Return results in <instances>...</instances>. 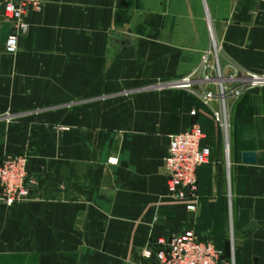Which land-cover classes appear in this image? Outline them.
<instances>
[{
    "label": "crops",
    "instance_id": "crops-1",
    "mask_svg": "<svg viewBox=\"0 0 264 264\" xmlns=\"http://www.w3.org/2000/svg\"><path fill=\"white\" fill-rule=\"evenodd\" d=\"M24 20L14 54L0 42V157L27 154L34 185L0 205V264H156L142 250L186 229L264 264V85L231 106L227 132L177 87L213 40L264 78V0H42ZM194 124L211 155L189 213L164 158Z\"/></svg>",
    "mask_w": 264,
    "mask_h": 264
},
{
    "label": "built area",
    "instance_id": "built-area-1",
    "mask_svg": "<svg viewBox=\"0 0 264 264\" xmlns=\"http://www.w3.org/2000/svg\"><path fill=\"white\" fill-rule=\"evenodd\" d=\"M41 6L42 0H3L4 22L10 26L4 44L6 53L14 54L18 49V35L27 29L26 12L39 11ZM227 70H231L228 76ZM182 83L211 110L215 122L227 132L230 106L246 91L263 86L264 78L237 67L213 40L198 66L177 87H185ZM210 155L211 149L204 143L197 124L170 137L164 158L168 197L183 203L189 213L197 208L198 170L209 163ZM28 162L27 154L0 157V205L11 207L30 199L34 181L28 174ZM141 256L145 260L153 258L156 264H233L212 242L200 240L192 229L169 238L154 239L142 250Z\"/></svg>",
    "mask_w": 264,
    "mask_h": 264
},
{
    "label": "water",
    "instance_id": "water-1",
    "mask_svg": "<svg viewBox=\"0 0 264 264\" xmlns=\"http://www.w3.org/2000/svg\"><path fill=\"white\" fill-rule=\"evenodd\" d=\"M10 31L8 23H3L0 32V42L5 43ZM242 162L247 165H255L257 162V155L254 153H245L242 155Z\"/></svg>",
    "mask_w": 264,
    "mask_h": 264
},
{
    "label": "rangeland",
    "instance_id": "rangeland-1",
    "mask_svg": "<svg viewBox=\"0 0 264 264\" xmlns=\"http://www.w3.org/2000/svg\"><path fill=\"white\" fill-rule=\"evenodd\" d=\"M3 22H4V16H3ZM5 23V22H4ZM10 32V31H9ZM5 44V43H4ZM4 51H5V49H4ZM6 52V51H5ZM8 54V53H7ZM230 73H231V70H227L226 72H225V75H230ZM185 84L186 83H182V85L181 86H185ZM182 88H185V87H182ZM212 89L214 88V87H211ZM231 103V102H230ZM235 103V102H234ZM233 105V104H232ZM231 105V106H232ZM231 106H230V108H231ZM232 262H233V264H235V259L234 258H231V257H228Z\"/></svg>",
    "mask_w": 264,
    "mask_h": 264
},
{
    "label": "bare ground",
    "instance_id": "bare-ground-1",
    "mask_svg": "<svg viewBox=\"0 0 264 264\" xmlns=\"http://www.w3.org/2000/svg\"><path fill=\"white\" fill-rule=\"evenodd\" d=\"M186 85V84H185ZM185 88H187L186 86H185Z\"/></svg>",
    "mask_w": 264,
    "mask_h": 264
}]
</instances>
